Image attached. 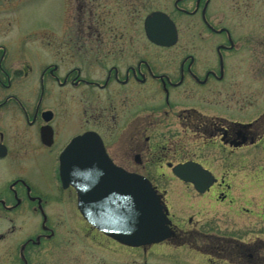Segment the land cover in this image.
<instances>
[{"label": "flooded vegetation", "instance_id": "obj_1", "mask_svg": "<svg viewBox=\"0 0 264 264\" xmlns=\"http://www.w3.org/2000/svg\"><path fill=\"white\" fill-rule=\"evenodd\" d=\"M254 3L65 0L64 33L65 20L8 35L17 8L0 0V264L56 263L37 246L55 245L70 204L88 229L133 248L93 226L61 179L63 152L85 135L160 195L171 234L141 248L177 246L181 264H264V89L239 83L235 62L251 59L243 17ZM32 211L38 225L12 240Z\"/></svg>", "mask_w": 264, "mask_h": 264}, {"label": "rangeland", "instance_id": "obj_2", "mask_svg": "<svg viewBox=\"0 0 264 264\" xmlns=\"http://www.w3.org/2000/svg\"><path fill=\"white\" fill-rule=\"evenodd\" d=\"M9 3L14 8H17V11L14 14L11 26L7 28L8 35L33 34L31 30L35 27H41L39 34L41 32L42 34H51L52 29L62 28L63 25V33L66 30L64 28H66L69 17L67 16L68 12H65V0H9ZM2 19L4 18L0 17V21ZM243 19L247 20V22L243 23V29L244 34L249 37L251 59H247V62L244 60L243 64V59H235L236 64L238 63L240 67L242 65V68L236 71L238 82L244 83L245 79L243 80V78L248 75L250 88L262 91L264 89V78L262 80L260 78L264 77V0H255L254 6L248 10ZM63 20L65 22L62 25ZM59 33L61 34L62 32ZM1 34L6 33L0 30ZM246 68H248L247 71ZM256 95L257 99L259 97L262 98V95H258V91H256ZM48 210L51 218L54 219L52 212L55 215H60L59 212L68 213L69 207L68 204H63L57 205L54 210L49 206ZM82 221L83 219L77 214L75 207L70 204V216L65 219L66 225L60 228L58 236L53 238L55 245L46 246V249L37 246V251H39L41 258L53 259L56 261L54 264H71L74 259L83 261L82 264L182 263H180L182 250L177 246L173 248L153 246L151 249L149 247L127 248L118 246L113 241L101 236L97 231L88 229ZM38 223L39 218L33 211L25 215L23 221L22 218L18 220L17 225L18 227L21 226V230L17 232L12 240H19L20 242L21 239L19 238L24 237L29 232L30 227L38 225ZM74 223L78 224L81 229H78ZM94 238L102 241L106 246H93ZM48 251L51 252L49 253L50 256L47 254ZM2 256L3 249L0 247V260L3 259Z\"/></svg>", "mask_w": 264, "mask_h": 264}, {"label": "water", "instance_id": "obj_3", "mask_svg": "<svg viewBox=\"0 0 264 264\" xmlns=\"http://www.w3.org/2000/svg\"><path fill=\"white\" fill-rule=\"evenodd\" d=\"M160 14L147 19L149 35L154 39ZM88 138L77 137L69 144L63 152L60 171L64 185L72 184L78 190V207L84 217L123 244L143 246L167 239L171 229L160 195L143 176L117 168L102 145L88 149ZM92 153L98 154L97 158ZM84 154L91 155V159ZM86 163L101 167L89 170L84 168ZM76 164L78 168H72ZM179 171L177 168L178 174Z\"/></svg>", "mask_w": 264, "mask_h": 264}]
</instances>
